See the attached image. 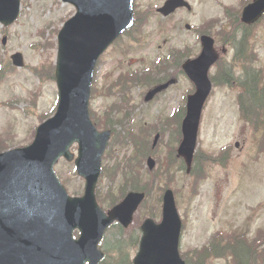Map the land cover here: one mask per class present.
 Instances as JSON below:
<instances>
[{
  "label": "rangeland",
  "instance_id": "obj_1",
  "mask_svg": "<svg viewBox=\"0 0 264 264\" xmlns=\"http://www.w3.org/2000/svg\"><path fill=\"white\" fill-rule=\"evenodd\" d=\"M163 1L165 0H137V15L143 16ZM189 1L193 6L191 11L184 9L166 19L156 14L150 16L143 27V39L139 44L131 45V42L125 38L112 47L102 58L97 70L95 80L97 87L101 88L103 84L112 81L111 76L104 81V76L115 70L119 64L125 70L140 69L160 57L169 60L172 71L176 63L173 61L171 50L175 47L193 53L192 56L198 54L201 49L198 34L187 31L186 23L212 32L216 47L221 48L225 43L222 41L226 37L224 32L230 28L229 23L237 18L248 2L245 0ZM74 12V6L61 0H21L19 19L12 26L7 27L6 33L0 25V64L3 67L0 79V137H7L4 140L5 145L30 143L43 117L53 114L57 103L56 83L50 79L49 74L42 76L38 69L49 59L55 60L56 31ZM5 36H7V44L3 45ZM252 42L255 44L259 58L256 64L264 71V20ZM227 48L225 57L231 59L233 51L230 47ZM17 51L23 53L25 66L15 69L7 65V59L11 60V55ZM34 67H37V70ZM212 72L215 74L216 70L213 69ZM178 80L177 86L162 93L148 106L143 101L140 103L145 88L128 89L121 86L118 91L109 90L105 97L93 96L91 108L97 115H101L114 98L118 99L119 91H128L130 95L128 101L133 103L135 109L142 107L141 113L138 114L140 123L167 122L166 117L185 102L184 95L192 87L184 75ZM120 111L117 102L111 114L123 120L127 127V118L118 114ZM204 111L206 112L198 141L202 163L208 161L209 153L222 154L221 157H228L230 163L227 167H213L214 163L210 164L206 169L208 178L201 183L200 178L194 184L191 174L175 169L171 157L177 141L165 126L166 135L162 131L164 135L157 145V156L154 155L157 164L153 171L158 174L159 180L153 188V198L150 201H158L161 185L171 182L172 189L177 191L179 213L182 219H185L180 248L182 253L193 248L200 253L204 249L202 246L209 242L213 233L218 230H226L224 232L240 230L239 232H245L252 237L263 229L258 252L262 258L261 263L264 264V153L258 151L260 135L258 136L257 133L254 135L240 118L237 92L232 89L216 86ZM132 125H136L135 121ZM173 126L172 123L171 129ZM153 132L154 130H148L147 134L140 133L133 137V140L138 137L144 138L147 156L150 153L148 148L155 138ZM111 140L105 154L107 155L109 148L110 151L103 159V165L108 168L104 170V176L100 178L97 186L98 200L103 207H107L105 203L108 201H118L115 196L124 183L123 171L133 172L141 183L151 178L147 170V156L143 159L134 148L132 140L124 145L113 138ZM72 149L77 152V145ZM196 167L199 168L198 163ZM56 170L69 183L70 192L74 189L80 195L83 194L84 180L74 173L73 163L61 160ZM166 173L168 176L173 175V178L169 180L164 177ZM194 176L200 177L197 171L194 172ZM149 210L150 208H144L140 211V216L142 218L148 216ZM161 210L162 205L154 207L152 211L158 215L161 214ZM156 220L161 221V216L156 217ZM109 232L110 230L106 234V239L112 242L115 232ZM136 251L131 252V257H134ZM190 253L188 256L191 255ZM202 259L201 264H226L227 261L226 258Z\"/></svg>",
  "mask_w": 264,
  "mask_h": 264
},
{
  "label": "water",
  "instance_id": "obj_2",
  "mask_svg": "<svg viewBox=\"0 0 264 264\" xmlns=\"http://www.w3.org/2000/svg\"><path fill=\"white\" fill-rule=\"evenodd\" d=\"M77 6L59 34L57 81L60 103L57 115L43 124L28 147L0 153V264H98L104 254L98 243L107 227L119 220L128 227L145 193L129 192L105 213L95 188L101 173L102 155L111 131L98 132L90 120L88 101L93 70L99 55L134 23V0H64ZM184 0H168L160 9L165 15ZM20 12V0H0V21L9 25ZM264 14V0H255L243 13V21L256 22ZM203 52L185 63L184 69L197 90L188 97L183 121L184 139L179 153L192 162L203 105L211 91L209 68L218 59L214 41L203 38ZM23 64L20 53L13 56ZM161 85L149 93L166 88ZM79 144L77 170L86 178L83 197H71L54 172L61 156L74 159L70 147ZM155 161L150 158L149 166ZM76 229L79 239L73 238ZM135 264H185L179 254L182 222L174 195L164 196L163 221L148 218Z\"/></svg>",
  "mask_w": 264,
  "mask_h": 264
},
{
  "label": "trees",
  "instance_id": "obj_3",
  "mask_svg": "<svg viewBox=\"0 0 264 264\" xmlns=\"http://www.w3.org/2000/svg\"><path fill=\"white\" fill-rule=\"evenodd\" d=\"M255 70L251 69V72ZM256 72V71H255ZM253 72V79L256 78V73ZM247 93L258 94L261 102L264 103V89L262 91L257 90V85L254 88H249L247 90ZM243 102V101H242ZM249 103L251 107H246L245 103H242L243 107V113L245 115H250L251 112L253 114H258V109H261V111L264 112V104L256 101L255 99H250ZM253 104L258 107H253ZM4 145L3 141H0V147ZM131 188L130 189H137V186H134V183L131 182ZM118 201H108L106 202L109 206L114 205ZM149 201L146 202L145 206H147ZM136 222L139 223V220ZM115 228V237L113 240V244L107 248L106 251V258L103 261L102 264H131L130 260V246L135 245V243L138 241V233L136 226H134L128 233L123 231L121 228ZM235 242H227V243H221L219 242V245L214 248V254L221 255L223 252H229L232 254V257L234 258V261L236 264H257V258L258 253L257 250H254L255 244L252 245L249 241L245 240L242 241L240 239H236ZM234 250V251H233ZM251 252V255H253L252 261L249 260V252ZM114 254V255H113ZM111 259V260H110ZM261 264V263H260Z\"/></svg>",
  "mask_w": 264,
  "mask_h": 264
}]
</instances>
